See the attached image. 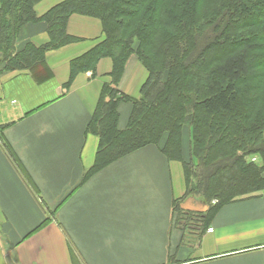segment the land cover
<instances>
[{
    "label": "crops",
    "instance_id": "0c3cea01",
    "mask_svg": "<svg viewBox=\"0 0 264 264\" xmlns=\"http://www.w3.org/2000/svg\"><path fill=\"white\" fill-rule=\"evenodd\" d=\"M60 1L42 0L37 15ZM44 27L25 25L16 45L45 43ZM67 33L74 41L46 51L35 74L7 68L0 51V264H264V189L221 205L202 231L179 226L183 166L154 145L83 178L98 145L86 126L112 61L70 81V61L102 39L101 24L74 14ZM146 76L132 55L118 88L138 98ZM130 108L120 102V128Z\"/></svg>",
    "mask_w": 264,
    "mask_h": 264
},
{
    "label": "trees",
    "instance_id": "16d2710c",
    "mask_svg": "<svg viewBox=\"0 0 264 264\" xmlns=\"http://www.w3.org/2000/svg\"><path fill=\"white\" fill-rule=\"evenodd\" d=\"M41 1L0 0L7 68L45 69L46 51L74 41L67 33L74 14L98 19L102 39L70 61V81L78 71L94 75L102 58L112 61L86 126L98 145L84 179L154 145L183 166L185 194L173 208L188 197L207 205L196 220L202 231L221 205L264 189V0H61L39 16ZM36 22L48 40L18 47L20 30ZM132 55L147 72L138 98L118 88ZM123 101L131 108L120 128Z\"/></svg>",
    "mask_w": 264,
    "mask_h": 264
},
{
    "label": "water",
    "instance_id": "95a60500",
    "mask_svg": "<svg viewBox=\"0 0 264 264\" xmlns=\"http://www.w3.org/2000/svg\"><path fill=\"white\" fill-rule=\"evenodd\" d=\"M181 209L185 212H205L208 207L202 201L195 199L194 197H188L180 204ZM7 263L11 262L7 259Z\"/></svg>",
    "mask_w": 264,
    "mask_h": 264
},
{
    "label": "rangeland",
    "instance_id": "374dc122",
    "mask_svg": "<svg viewBox=\"0 0 264 264\" xmlns=\"http://www.w3.org/2000/svg\"><path fill=\"white\" fill-rule=\"evenodd\" d=\"M257 157H258V156L255 157V158H256V162L259 163V162H260V159H259V157H258V159H257ZM252 195H253V194H252ZM179 208H180V207H179ZM179 208H178V203L176 202V203H175V213H176V220H177V222H178L179 225H183V224L181 223V221H184V220H185V222L187 221L188 223H186V224H189L190 226H191V225H197L198 222H195V223L193 224V221L191 222V221H189V220H190L191 217H196V218H194V219H196V220H200V216H197V215H199L200 212H193L194 214H193L192 212H190V213L188 212V214H186V216H185V214H182V213H181V209H179ZM195 215H196V216H195ZM187 216L189 217V219H188ZM190 216H191V217H190ZM191 223H192V224H191ZM199 226H200V225H199Z\"/></svg>",
    "mask_w": 264,
    "mask_h": 264
},
{
    "label": "built area",
    "instance_id": "2783aa9c",
    "mask_svg": "<svg viewBox=\"0 0 264 264\" xmlns=\"http://www.w3.org/2000/svg\"><path fill=\"white\" fill-rule=\"evenodd\" d=\"M252 160L255 162L256 161V158L253 157ZM209 231H211V228H208Z\"/></svg>",
    "mask_w": 264,
    "mask_h": 264
}]
</instances>
